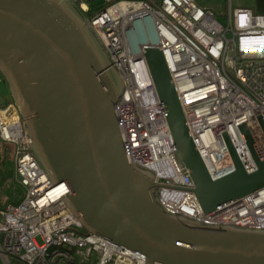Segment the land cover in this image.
<instances>
[{"label":"built area","instance_id":"2783aa9c","mask_svg":"<svg viewBox=\"0 0 264 264\" xmlns=\"http://www.w3.org/2000/svg\"><path fill=\"white\" fill-rule=\"evenodd\" d=\"M72 1L123 78L115 103L123 150L130 162L153 173L164 209L203 225L264 229V187L204 211L190 169L177 158L145 56L147 45L163 50L211 177L236 168L226 135L245 169L253 171L256 161L239 126L247 123L264 157V12L230 7L222 20L214 8L196 0ZM0 138L15 144V176L23 187L18 201L0 207L5 264H168L148 263L137 250L83 229L68 204L69 184L55 181L40 163L14 99L0 106Z\"/></svg>","mask_w":264,"mask_h":264},{"label":"water","instance_id":"95a60500","mask_svg":"<svg viewBox=\"0 0 264 264\" xmlns=\"http://www.w3.org/2000/svg\"><path fill=\"white\" fill-rule=\"evenodd\" d=\"M145 56L165 107L180 163L190 169L205 212L264 187V157L240 124L257 168L212 178L189 131L163 50ZM0 72L20 107L32 148L88 231L143 254L148 263L264 264V229L208 226L164 209L153 173L123 150L115 103L124 82L72 0H0ZM264 129V119L260 117Z\"/></svg>","mask_w":264,"mask_h":264},{"label":"rangeland","instance_id":"374dc122","mask_svg":"<svg viewBox=\"0 0 264 264\" xmlns=\"http://www.w3.org/2000/svg\"><path fill=\"white\" fill-rule=\"evenodd\" d=\"M200 5L215 9L219 18L225 19L226 11L230 8L229 0H196ZM1 73V72H0ZM1 76V75H0ZM8 83L0 80V104L7 102L10 97ZM15 144L0 138V207L8 201L19 199L23 195V187L17 181L14 169ZM83 229H86L83 227ZM0 264H5L0 256Z\"/></svg>","mask_w":264,"mask_h":264},{"label":"crops","instance_id":"0c3cea01","mask_svg":"<svg viewBox=\"0 0 264 264\" xmlns=\"http://www.w3.org/2000/svg\"><path fill=\"white\" fill-rule=\"evenodd\" d=\"M229 4H230V7H233V8L234 7H250L257 12H264V0H229ZM10 97L11 98L8 101L13 100V96L11 93H10ZM5 103L0 104V106L4 105ZM19 199H16V200L13 199L12 201H8V202H16Z\"/></svg>","mask_w":264,"mask_h":264},{"label":"trees","instance_id":"16d2710c","mask_svg":"<svg viewBox=\"0 0 264 264\" xmlns=\"http://www.w3.org/2000/svg\"><path fill=\"white\" fill-rule=\"evenodd\" d=\"M95 8L92 6L91 7V9H90V13H93V12H95V10H94Z\"/></svg>","mask_w":264,"mask_h":264},{"label":"flooded vegetation","instance_id":"af4514ba","mask_svg":"<svg viewBox=\"0 0 264 264\" xmlns=\"http://www.w3.org/2000/svg\"><path fill=\"white\" fill-rule=\"evenodd\" d=\"M0 75H1V77H2V79H3L4 76L2 75V73H0ZM3 80H5V79H3ZM5 81H6V80H5Z\"/></svg>","mask_w":264,"mask_h":264}]
</instances>
